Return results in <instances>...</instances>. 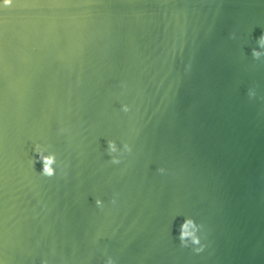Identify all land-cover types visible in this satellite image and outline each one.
Returning a JSON list of instances; mask_svg holds the SVG:
<instances>
[{
    "label": "water",
    "instance_id": "1",
    "mask_svg": "<svg viewBox=\"0 0 264 264\" xmlns=\"http://www.w3.org/2000/svg\"><path fill=\"white\" fill-rule=\"evenodd\" d=\"M264 20V0H0V167L115 111Z\"/></svg>",
    "mask_w": 264,
    "mask_h": 264
},
{
    "label": "clouds",
    "instance_id": "2",
    "mask_svg": "<svg viewBox=\"0 0 264 264\" xmlns=\"http://www.w3.org/2000/svg\"><path fill=\"white\" fill-rule=\"evenodd\" d=\"M13 4V0H3L4 7H10ZM257 48H253L251 55L254 59H260L264 57V34H262L258 41H257ZM255 92L253 90H249V96H254ZM123 111H129V107L127 105H123ZM131 147L129 144L124 143L121 146L117 144L115 140H108L107 141V153L111 157V163L113 164H120L121 158L124 156L125 153L131 152ZM35 153V160L36 162L42 163V170L40 171L41 175L45 177H53L56 175L58 161L55 153L48 152L47 149L42 146L41 144H36L34 149ZM160 173H164L165 169L160 168L158 169ZM98 207H103V201L97 199L95 201ZM115 203V200H113ZM203 225L197 223L194 218L185 217L183 222L180 224L178 228V240L182 247H191L192 250L196 253L202 252L204 250V243L202 242V230ZM106 264H115L114 260L109 257L106 261Z\"/></svg>",
    "mask_w": 264,
    "mask_h": 264
}]
</instances>
